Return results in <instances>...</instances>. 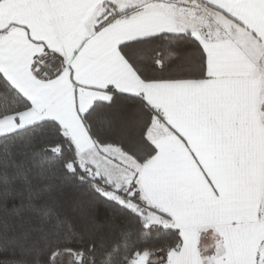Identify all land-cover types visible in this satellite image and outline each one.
I'll list each match as a JSON object with an SVG mask.
<instances>
[{"label": "snow or ice", "instance_id": "6c2138e0", "mask_svg": "<svg viewBox=\"0 0 264 264\" xmlns=\"http://www.w3.org/2000/svg\"><path fill=\"white\" fill-rule=\"evenodd\" d=\"M158 7L146 0L142 10L129 14L122 0H0V105L23 103L0 115V121L10 119L11 124L0 135L49 119L60 123L55 117L25 123V114L36 109L39 101L17 80L26 65L39 83L42 70L37 59L52 51L65 67L47 80H58L67 71L73 107L82 125L98 103L111 106L117 97L139 102L136 126L128 138L101 144L124 163L118 175L111 170L107 174L118 189L124 187L129 199L104 195L130 210L145 228L162 226L170 242L135 249L128 264H264V0H206L216 23L237 36L231 41V58L223 65L216 48L195 24L131 35L149 23ZM251 9L261 15H248ZM189 15L195 16V11ZM40 29L77 44L71 50L72 62L54 49L33 54L30 62L27 56L15 54L16 30L27 41L43 44L36 40ZM162 36L187 38L194 51H178L166 62L160 51ZM148 57L152 63L146 65L150 74L145 75L136 64ZM97 58L104 70L122 62L143 89L122 88L112 78L102 85V94L81 110L80 91L97 87L83 82L81 67ZM89 128L85 131L91 139ZM66 168L75 171L72 163ZM136 200L145 205L147 215ZM205 231L216 234L218 243L212 248L200 246ZM74 234L80 243L83 235ZM67 243H72L70 238ZM95 248L93 242L86 248L54 246L47 252L46 264H58L65 256L71 257L72 264H94ZM4 264L30 262L9 259ZM35 264L41 261L37 258Z\"/></svg>", "mask_w": 264, "mask_h": 264}, {"label": "trees", "instance_id": "16d2710c", "mask_svg": "<svg viewBox=\"0 0 264 264\" xmlns=\"http://www.w3.org/2000/svg\"><path fill=\"white\" fill-rule=\"evenodd\" d=\"M194 48L187 38H160L166 62L178 51ZM37 62L43 81L65 67L52 51ZM151 63L150 57L142 58L136 67L148 75L146 65ZM17 107L23 103L0 105V115ZM138 107V101L117 97L111 106L98 103L84 124L90 125L98 144L119 143L135 128ZM68 163L74 172L67 170ZM107 192L129 199L123 186L118 189L94 166L81 161L75 142L60 123L49 119L12 135H0V248L4 249L0 264L9 259L35 264L37 258L46 264L52 247L86 248L89 242L96 245L94 264H128L135 249L170 242L162 226L145 228L130 210L106 198ZM133 202L146 209L140 201ZM74 233L83 235L80 243Z\"/></svg>", "mask_w": 264, "mask_h": 264}, {"label": "crops", "instance_id": "0c3cea01", "mask_svg": "<svg viewBox=\"0 0 264 264\" xmlns=\"http://www.w3.org/2000/svg\"><path fill=\"white\" fill-rule=\"evenodd\" d=\"M126 5V12L131 14L142 10L146 0H122ZM149 3L159 5L150 15L149 23L135 28L131 35H143L162 29L179 30L189 24H195L208 41L216 48L218 61L221 65L227 63L233 51L232 40L237 36L230 35L222 24H217L212 15L209 14L206 7V0H147ZM129 3L134 6L127 7ZM199 6V7H197ZM190 11H195V16L189 15ZM250 16L261 15L259 10L251 9L247 12ZM16 40V55L27 56L30 62L33 54L44 52L46 49L65 53L68 62H72V49L77 46L76 43H69L66 39L51 35L46 29L37 31L36 40L43 41V44L29 42L24 39L20 30ZM236 33V29H231ZM239 36H246L239 33ZM129 38V37H122ZM86 71V75L84 74ZM85 84L97 85L95 89H84L80 91L78 101L81 110L87 108L93 98L102 94V85L108 83L110 79L115 78L122 88L129 90H141L143 85L122 62H119L115 68L104 70L99 65V58L88 61L87 66L81 67V77ZM17 80L29 92L30 95L39 101V106L32 112L25 114V123L37 121L44 117H55L60 121L62 127L72 137L83 162L90 163L96 167L97 172L108 180L107 170L118 175L119 171L125 167L124 163L115 158L116 154L109 150L107 153L101 148L91 136L85 131V124L77 118L76 110L73 107L72 89L73 85L69 82L67 71L58 80L43 81L39 83L33 80L31 73L24 66L23 73L17 75ZM11 127L10 119L0 121V133L7 132ZM162 125H156L155 128H162ZM154 135L159 136V132L154 130ZM103 168V169H102ZM110 181V180H109ZM112 182V181H111ZM201 248H212L218 243L214 232H203L199 237Z\"/></svg>", "mask_w": 264, "mask_h": 264}, {"label": "rangeland", "instance_id": "374dc122", "mask_svg": "<svg viewBox=\"0 0 264 264\" xmlns=\"http://www.w3.org/2000/svg\"><path fill=\"white\" fill-rule=\"evenodd\" d=\"M154 130H155V129H154ZM79 157H80V156H79ZM80 159H81V158H80ZM81 161H82V159H81ZM82 162H83V161H82ZM84 163H86V162H84ZM88 164H90V163H88ZM91 165H92V164H91ZM92 166H94V165H92ZM95 169H96V167H95ZM102 169H103V168H102ZM96 172H97V169H96ZM97 173H98V172H97ZM108 178H109L110 181L114 182V183L117 185L116 180L111 179L109 175H108ZM107 193H112V192H107ZM140 208H143L144 211H145V215H147V209H145L144 207H140ZM203 248H205V247H203ZM206 248H207V247H206ZM58 264H72V259H71L70 256H65V257H63L61 260L58 261Z\"/></svg>", "mask_w": 264, "mask_h": 264}]
</instances>
